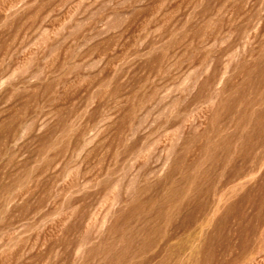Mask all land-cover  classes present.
Instances as JSON below:
<instances>
[{
	"label": "rangeland",
	"instance_id": "rangeland-1",
	"mask_svg": "<svg viewBox=\"0 0 264 264\" xmlns=\"http://www.w3.org/2000/svg\"><path fill=\"white\" fill-rule=\"evenodd\" d=\"M0 264H264V0H0Z\"/></svg>",
	"mask_w": 264,
	"mask_h": 264
}]
</instances>
